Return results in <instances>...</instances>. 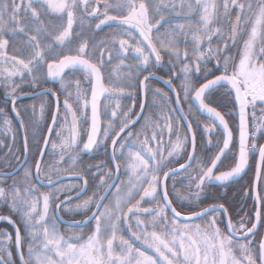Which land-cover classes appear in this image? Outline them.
Masks as SVG:
<instances>
[{"label":"snow or ice","instance_id":"1","mask_svg":"<svg viewBox=\"0 0 264 264\" xmlns=\"http://www.w3.org/2000/svg\"><path fill=\"white\" fill-rule=\"evenodd\" d=\"M104 27L110 35L97 41L96 33ZM229 48H236V54ZM211 61L214 68L208 66ZM165 64L171 74L157 76L155 70ZM150 78L162 80L180 107L172 106L168 92L153 88ZM49 81L58 82L59 89L46 87L39 93L55 97V109L34 171L26 166L17 178L15 171L0 168V205L24 229L22 235L13 215L0 214V222L15 230L14 238L0 233V264H15L13 244L19 264H264V236L256 239L258 227H264V190L255 191L254 216L236 222L224 203L200 206L212 182L225 185L242 178L252 155L258 154L256 184L264 182V143L256 142L264 130V0H0V83L5 104L11 102L25 129V163L29 141L17 100L23 83L36 88ZM137 88L146 99L151 93L155 113L144 114L143 102L140 112L133 113L134 98L131 106H122L120 98L132 97ZM221 92L234 99L238 111V149L233 166L216 172L233 143L225 115L209 99ZM102 98L108 115L103 129ZM45 108L42 102L41 121ZM195 113L210 121L203 125L209 146L217 122L222 127V146L217 140L209 163L197 157ZM0 116L5 130L12 132L3 107ZM250 119L254 131L249 130ZM53 133L55 140L50 139ZM49 144L50 155L58 158L45 167ZM109 148L112 167H78L81 153ZM15 160L19 163V156ZM8 166L5 161L2 167ZM92 167L100 173L98 183L81 198ZM121 169L127 180L117 183ZM64 173L82 184L56 187ZM177 176L183 192L176 188ZM96 178L92 173L91 179ZM36 181H46L49 190L41 191ZM53 205L56 212L83 219L71 221L70 230L61 232ZM185 206L199 210L186 215L180 210ZM222 217L227 218L226 230L220 227ZM73 227L79 231H71Z\"/></svg>","mask_w":264,"mask_h":264},{"label":"rangeland","instance_id":"2","mask_svg":"<svg viewBox=\"0 0 264 264\" xmlns=\"http://www.w3.org/2000/svg\"><path fill=\"white\" fill-rule=\"evenodd\" d=\"M218 2H219V0H218ZM109 35H110V33H109L108 27H104L102 31H98L96 33V40L98 41L100 39H105ZM213 39H214V42H215V38H213ZM13 51L14 50L12 48H10L9 49V55L13 54ZM228 51L231 54H233V55L236 54V48H229ZM165 61H167V56L166 55H165ZM115 63L116 62L114 61L112 66H114ZM214 63H215V61H214ZM159 70H163L164 73L168 74V76L171 74L167 64H165V66L162 67V68L156 69L155 71L157 72ZM177 71H178V69H177ZM106 75H107V73H106ZM113 79H114V77H113ZM174 81L177 84H179V80L174 79ZM48 83H50V81ZM149 83L151 84V86L153 88H161L163 91H166V92L169 93V91L166 88H164L163 86H161L160 84H157V83L153 82L152 80H150ZM44 84H47V82L46 83H42L40 86H38L36 88H31L25 82V83L22 84L21 92H23V91L24 92L34 91L36 89H39V88L43 87ZM85 87H87L86 84H85ZM56 89H59V83L56 84ZM169 95L172 97V95L170 93H169ZM224 96H225V94H223V92H221V94L211 96V97H209V99L211 100L212 104H215L217 106H220V103H221V106L224 108V112L226 113V115H228L232 119L235 118V120H234L235 122H233L232 125H233V130H234V141H235V144H237L236 111H235V108H229L226 105V103H222L221 99ZM133 98L135 99V105H136L135 108L133 109V113H136L137 109H138V106H139V101H140V99H139V88H137L133 92L132 97L125 96V97L120 98V99H121L122 106H131L132 103H133ZM6 99H7V97L5 96L4 85H3V83H0V107L4 108V113H5L6 117L9 120H11V123H12V132H7L5 130V127L3 126V124L0 123V141H3V145L0 146V168H4L2 166H3L5 161L9 162V166L8 167L13 166L17 162L15 160V157L16 156H19V158L21 157V138H20L19 129H18V126H17V124L15 122V119L13 118V116L11 114V111H10V106H9L10 105V101L7 104H5V100ZM63 99H64V97L61 95V101ZM45 101H46L45 98H43V99L40 98L39 101L37 99H35V100H31L30 99V100H24V101L21 100L20 102L17 103L18 109L23 114V118H24V120L26 122V126H27V132H28V135H29V137L31 139V143H32V147H31L32 148V152L31 153H32V155L36 154L37 146L39 145L38 142H40V140L42 138L43 130H44V128L46 126V123L48 121V116H49V112H50V105H51L48 101H46L45 118L42 121L39 119V105L42 102H45ZM32 103H34V104L37 103V104L33 105ZM104 103H105V101L103 100L102 101V105H101V114H102V123H103L102 126H103V128L106 126L107 121H108V115H106L105 112H104V107H103ZM33 106H35V116H33V114H32L33 113ZM74 107H75V105H74ZM156 111L157 110L153 107V105L151 103V93H149V96L146 99V108H145L144 114L155 113ZM61 113H63L62 104H61ZM258 115H259V113H258ZM195 117L199 121L198 123H194V129L196 131V138H198L197 139L198 140L197 141L198 144H197L196 153H197V155H199L198 159L203 160L205 163H209L210 159L212 157H214L215 153L211 149V146H209L207 144V140L209 138V134L205 133L203 131V125L205 123H210V121L205 119V118H202V116L199 113H195ZM3 118L4 117L0 116V121H2ZM60 123H63L62 119L60 121H58V125L57 126H59ZM142 123H143V119L134 126L133 130L139 129L141 127ZM87 126H88V120H87ZM34 127H35V135H33V128ZM217 132H219V131H217V128H216V130L213 133H211L210 135L212 137H214V134H217ZM262 134H264V130H261V132L257 134L256 142H257L258 136H260ZM13 137H15V139H13ZM218 137H220L219 133H218ZM51 139L52 140L57 139L55 137L54 133H53V136L51 137ZM85 139H86V136L82 135L81 136V140L83 141ZM257 144H259V143L257 142ZM9 148H11V153H9ZM51 151H52L51 150V145L49 144V147H48V150H47V156H46V160H45V164H44L45 167L47 165L51 164L54 159L58 158V157L51 156L50 155ZM232 153H233L232 151L228 152L225 157H222L221 161L218 162L217 169H215L214 171L225 169V168L229 167V165L223 167V165H221V163H222L223 160H225V158L227 156H231ZM185 159H180L173 166L178 165L179 163L183 162ZM90 164L91 165L105 164L107 167H111V165L109 164V162L107 160V151H105L104 149H100L98 151H95L93 153H89L87 155L85 153H81L80 160L78 162V167L84 168L86 165H90ZM28 166H32V162H29ZM62 167H67V165H62ZM88 173H89L90 177H91L92 173H96L97 174V178L95 180L96 181L95 183H98V177H99L100 173L97 171V169L95 167H92L91 169H88ZM174 179L176 181V188L179 190V187H180L181 188L180 191L183 192L184 188L182 186L181 177L177 176ZM120 180H127V175L125 174L123 169H121V176H120V179H119L118 183L120 182ZM172 183H173V179L171 178L169 180V183H168V187L171 188V190H170L171 193L173 191ZM183 183H186V181H184ZM67 184H73V182H65L63 184H60L58 187H60L61 185H67ZM48 190H49V188H41V191H48ZM259 190H264V182H262L260 184ZM91 193L92 192H90V194H88V195H91ZM86 197H84V198H86ZM246 197L247 196L244 195L242 197L243 198L242 200H244ZM109 198L111 199V194H110ZM244 201L242 202V205L244 204ZM145 206H147V205H145ZM4 207L7 209V211H9L6 206H4ZM191 208H193V207H191ZM52 211H53V209H52ZM0 212H3V205H0ZM234 218L235 219L233 220V222H236V221H238L240 219V217H238L236 215L234 216ZM197 222H199V221H197ZM21 225H22V223H21ZM57 225L60 228L61 232L67 233L70 230L68 227L61 226L58 222H57ZM89 227H91V225ZM220 227L225 229L224 228L223 217L221 219ZM71 231H79V229H71ZM85 231H87V229H85ZM0 233H2L1 229H0ZM124 235L127 238L128 234L126 232L124 233ZM261 236H262V230H259L257 232V235H256L257 241L260 239ZM24 250L26 252V248Z\"/></svg>","mask_w":264,"mask_h":264},{"label":"trees","instance_id":"3","mask_svg":"<svg viewBox=\"0 0 264 264\" xmlns=\"http://www.w3.org/2000/svg\"><path fill=\"white\" fill-rule=\"evenodd\" d=\"M166 26L167 25H165V27ZM163 30L164 29L161 28V32ZM214 65H215L214 61H211L208 66H209V68H214ZM157 72L166 78L168 77V74L164 73L163 70H159ZM174 83H176V82H174ZM221 100H222V103H226V105L229 108H234V100L232 97H228L225 95L224 97H222ZM212 106L216 107L221 113H223L225 115L226 120L230 124V126L233 127L232 123L235 122L234 121L235 118L232 119L228 115H226V113L224 112V108L221 106V103H220V106H217L215 104H212ZM49 114H50V112H49ZM202 118H205V117L202 116ZM205 119H207V118H205ZM217 131H218V129H217ZM218 133H219L220 137H218ZM221 139H222V135L220 132H217V134H214L213 143L211 146V149L213 150L214 153H216V151H217V149H216L217 140L221 141ZM263 141H264V134L258 136V139H257V142L259 144H261ZM230 149L231 150L229 152L232 151L233 152L232 155L227 156L225 158V160H223L221 163V165H223V167L228 166V165H229V167H227L225 169L217 170L216 172L226 170L233 165L234 159H235L234 154L236 152V147L233 146ZM198 156L199 155H197V157ZM255 159H256V156L252 155L250 158V163H251L250 168L248 169L246 174L241 179L234 181L232 183L225 184V185H219V184L211 183V185L208 186V188H207L206 196H205V198L202 199V203L200 206L204 207V206L211 204V203H224L225 206L228 207L230 216L232 217L233 220L235 219L234 218L235 215L240 217V218L242 216L245 218L252 217V212L250 210V207L252 204L251 185H252V180H253V176H254ZM45 160H46V156L44 158V162H45ZM180 189L181 188L179 187V190ZM168 190H169V193L171 196V194H172L170 192L171 188H168ZM244 195L247 196L244 199L245 201L242 200L243 199L242 197ZM243 201H244V204L242 205ZM176 203L177 202L174 200V204H176ZM197 209L198 208H191V207L185 206L184 208H182L180 210H182L183 212H191V211H195Z\"/></svg>","mask_w":264,"mask_h":264},{"label":"flooded vegetation","instance_id":"4","mask_svg":"<svg viewBox=\"0 0 264 264\" xmlns=\"http://www.w3.org/2000/svg\"><path fill=\"white\" fill-rule=\"evenodd\" d=\"M153 82H155V83H157V84H160L159 82H157V81H154V80H152ZM175 82V81H174ZM51 83V84H50ZM50 83H48L47 82V84H44L43 85V87H51V88H54V89H56V84L58 83H53V82H50ZM161 86H163L162 84H160ZM164 87V86H163ZM165 88V87H164ZM40 98H45L46 99V101H48L51 105H50V114H49V116H48V121H47V123H46V126H45V128H44V130H43V134H42V138H41V140H40V142H38V146H37V150H36V154L35 155H32V143H31V139H30V137H29V135H28V141H29V152H28V157H27V159H26V163L24 162V164L15 172V175H16V177L17 178H19L21 175H22V173H23V169H24V167H26V166H28V163L29 162H32V168H33V171H34V166H35V162H36V160H37V158H38V156H39V152H40V149H41V146H42V143H43V138H44V136H45V133H46V130H47V127H48V125H49V122H50V119H51V113H52V109H53V99H52V96L50 95V94H48V95H46V96H43L42 97V95H39V96H35V97H31V98H25V99H22V101H24V100H35V99H37L38 101L40 100ZM139 99H140V101H139V105H140V103H141V96H140V89H139ZM21 101V100H20ZM19 101V102H20ZM45 101V102H46ZM18 103V102H17ZM39 103V102H38ZM33 105H35V104H37V103H32ZM49 105V104H48ZM101 105H102V102H101ZM173 107H174V104H173ZM145 108H146V98H145ZM139 110V106H138V109H137V111ZM100 111H101V108H100ZM144 112H145V110H144ZM137 113V112H136ZM87 116H88V112H87ZM204 117V116H203ZM14 118V117H13ZM15 119V118H14ZM15 122H16V124H17V126H18V129H19V133H20V138H21V157H20V160H19V163H20V161H21V159H22V157H23V152H24V149H23V141H22V136H21V132H20V127H19V124H18V122L16 121V119H15ZM102 114H101V128H103V126H102ZM39 128V127H38ZM218 129V128H217ZM218 131H219V129H218ZM220 132V131H219ZM27 134H28V132H27ZM50 139H51V137H50ZM198 138H196V141H198L197 140ZM86 140V139H85ZM109 144H110V141L108 142ZM198 143V142H197ZM221 145H222V139H221ZM233 146H235L236 148H237V144H235V141H234V138H233V143H232V145H230V148L231 147H233ZM49 147V146H48ZM196 149H197V147H196ZM47 150H48V148L46 149V151H45V155H44V157H43V161H42V166H44V164H45V162H44V158H45V156H47L46 154H47ZM236 153V152H235ZM86 155L87 154H89V153H85ZM109 150L107 151V160H108V162H109V164L111 165V161H110V159H109ZM18 162H16L13 166H11V167H4V168H2V170L3 171H10V170H12L13 168H15L18 164H19ZM250 165H251V163L249 162V167H248V169L250 168ZM111 167H112V165H111ZM85 169H87L88 168V165H86L85 167H84ZM248 171V170H247ZM120 176H121V172H120ZM120 176H119V179H120ZM90 177V176H89ZM171 179V178H170ZM169 179V180H170ZM239 180V179H238ZM118 181L119 180H117V183H118ZM237 181V180H236ZM65 182H73V184H82V180H80L79 178H67V179H63V180H61V181H59L58 183H56L55 184V186L56 187H58L60 184H63V183H65ZM96 181L95 180H93V179H91V177H90V179H89V186H88V189H87V191L86 192H84V193H82V196H81V198H84V197H86L88 194H90V192H92L93 190H94V187H95V183ZM7 183H11V180L9 179L8 181H7ZM36 183H37V185L40 187V188H49L50 186H42V185H40L37 181H36ZM169 183V181L167 182V184ZM232 183V182H231ZM259 186H260V184H259ZM169 188V187H168ZM113 190H110V193H109V196H110V194H111V192H112ZM75 194V191L72 193V195H74ZM251 195H252V192H251ZM62 198H64L63 196H61L60 197V199H62ZM77 202V199H76V197L72 200V203L73 204H75ZM250 210H251V212H252V217L254 216V212H255V201L253 200V198H252V204H251V207H250ZM60 212V214L64 217V218H66V219H70V220H77V221H79V220H81V219H83V216L82 215H80V214H75V215H72V214H69V213H66V212H64V211H59ZM53 213H55V215H56V211H55V208H54V205H53ZM0 214H5V215H13V219H15V220H17V223L19 224V226L21 227V233H22V235L24 234V229H23V226L21 225V223H20V221H19V218L16 216V215H14V214H11L9 211H7V209L3 206V212H0ZM57 222L61 225V226H64V227H68L69 228V225H66V224H63V223H61L58 219H57ZM90 226V225H89ZM250 226V225H249ZM0 229L2 230V232H4V231H7V232H9V233H11L12 235H13V238H14V233H15V230H14V228L11 226V225H9V224H7V223H4V222H0ZM72 229H79V228H76V227H73ZM264 229V227H258V229H257V232L259 231V230H263ZM10 250L12 251V253H13V260L15 261V264H19V258H18V255L16 254V249H15V247H14V244L13 245H11V247H10Z\"/></svg>","mask_w":264,"mask_h":264},{"label":"water","instance_id":"5","mask_svg":"<svg viewBox=\"0 0 264 264\" xmlns=\"http://www.w3.org/2000/svg\"><path fill=\"white\" fill-rule=\"evenodd\" d=\"M157 74V76H162V75H160V74H158V73H156ZM150 79H153V80H157L158 82H160L162 85H164L169 91H170V93H171V95H172V97H173V102L175 101V93H173L169 88H168V86L166 85V84H164L163 83V81L162 80H159V79H156V78H150ZM44 88H46V87H42V88H39V89H36V90H34V91H28V92H23V93H20L19 94V99L17 100V102L19 101V100H21V99H24V98H30V97H35V96H39L40 94V92L44 89ZM51 95V94H50ZM52 96V95H51ZM140 96H141V102H143V103H145V97H144V95H143V93H142V91L140 90ZM89 98H90V94H89ZM52 99H53V110L55 109V97H53L52 96ZM102 100H103V98L101 99V102H102ZM235 103V102H234ZM174 106L176 107V108H179L180 107V105H176L175 103H174ZM10 110H11V113H12V115H13V117L16 119V121L18 122V124H19V127H20V132H21V136H22V141H23V139H24V134H25V129L24 128H22L21 127V125H20V120L16 117V115H15V113L12 111V105H11V102H10ZM235 111H236V120H237V149H238V123H239V120H238V111L235 109ZM140 112V107H139V110L137 111V113H139ZM201 114V113H200ZM201 115H204V116H206L207 117V115L206 114H201ZM90 117H91V112H90V109L88 110V126H90V123H91V120H90ZM101 118V117H100ZM51 123V119H50V122H49V124ZM186 123V122H185ZM217 126H218V128L221 130V132H222V127L221 126H219V124H218V122H217ZM229 127H230V125H229ZM48 128V127H47ZM231 128V127H230ZM47 135V130H46V133H45V136ZM44 136V137H45ZM262 143H264V141L262 142ZM44 147V145H43V143H42V146H41V148H43ZM191 149H190V147H189V151H190ZM45 151H46V149H45ZM40 153V152H39ZM109 156H110V148H109ZM27 157H28V155H27ZM27 159V158H26ZM37 159H40V155L38 156V158ZM257 161H258V154H257V158H256V163H257ZM24 162H25V156H24V152H23V157H22V159H21V161H20V163L15 167V168H13L12 170H10V171H6V172H13V171H17L23 164H24ZM186 162V159L182 162V163H185ZM256 163H255V166H256ZM175 167H178V165H176ZM248 167H249V165H248ZM248 167L246 168V170H245V173H246V171L248 170ZM229 170V169H228ZM227 171V170H226ZM245 173H243L242 174V177L244 176V174ZM119 176H120V174H119ZM67 178H77V177H75V176H73V175H70V174H68V173H64L61 177H60V179H59V181H61V180H63V179H67ZM238 179H241L240 177H237V178H234L232 181H230V182H233V181H236V180H238ZM39 184H40V182L39 181H37ZM117 182V181H116ZM213 183H215V184H219V183H217V182H213ZM229 183V182H228ZM40 185H42V186H48L47 185V182L45 181L43 184H40ZM256 190H259V185H257L256 184V181H255V170H254V177H253V182H252V198H253V200H254V195H255V191ZM73 196V199L76 197V195L74 194V195H72ZM62 199H64V198H62ZM255 201V200H254ZM212 204H214V203H212ZM208 205H206L205 207H207ZM198 211V210H197ZM190 213V212H189ZM189 213H184V214H189ZM56 216L58 217V220L61 222V223H63V224H66V225H69V223L71 222V221H73V220H70V219H66V218H64L61 214H60V212H56ZM60 218H62V219H60ZM226 217H224V223H225V228H226ZM77 221V220H76ZM262 236H264V229H263V233H262Z\"/></svg>","mask_w":264,"mask_h":264},{"label":"built area","instance_id":"6","mask_svg":"<svg viewBox=\"0 0 264 264\" xmlns=\"http://www.w3.org/2000/svg\"><path fill=\"white\" fill-rule=\"evenodd\" d=\"M253 129V128H252ZM253 131H254V129H253Z\"/></svg>","mask_w":264,"mask_h":264}]
</instances>
